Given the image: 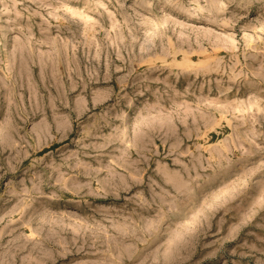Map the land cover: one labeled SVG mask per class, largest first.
Segmentation results:
<instances>
[{"label":"rangeland","instance_id":"obj_1","mask_svg":"<svg viewBox=\"0 0 264 264\" xmlns=\"http://www.w3.org/2000/svg\"><path fill=\"white\" fill-rule=\"evenodd\" d=\"M0 264H264V0H0Z\"/></svg>","mask_w":264,"mask_h":264}]
</instances>
